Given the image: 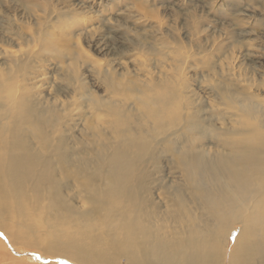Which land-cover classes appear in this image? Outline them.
Here are the masks:
<instances>
[{"label": "bare ground", "instance_id": "1", "mask_svg": "<svg viewBox=\"0 0 264 264\" xmlns=\"http://www.w3.org/2000/svg\"><path fill=\"white\" fill-rule=\"evenodd\" d=\"M52 40L39 39L37 57ZM29 51L0 49V249L20 242L76 264H264V81L251 89L217 73L223 80L205 82L211 95L201 97L184 81L148 94L134 78L100 76L105 98L87 93L70 65L65 77L81 94L65 100L57 85L43 96V66ZM79 95L94 120L77 151ZM165 153L180 178L160 184L158 201L148 178ZM9 258L1 250L0 264Z\"/></svg>", "mask_w": 264, "mask_h": 264}, {"label": "rangeland", "instance_id": "2", "mask_svg": "<svg viewBox=\"0 0 264 264\" xmlns=\"http://www.w3.org/2000/svg\"><path fill=\"white\" fill-rule=\"evenodd\" d=\"M57 7L63 11L58 12ZM49 10H54L55 14L50 15ZM61 15L65 18L61 19ZM53 21L58 23L53 24ZM44 33L52 36L45 38ZM0 38V49H8L19 56L21 51L31 48L32 52H29L36 57L32 66L38 69L43 66L39 69L42 76L37 78L43 79L44 83L38 84L43 96L51 85H57L65 100L81 94L80 90L73 92V86L65 77L70 67L86 81H81V86L87 93L92 91L105 98L109 97L108 90L102 81V84L99 82L100 76L117 77L120 74L119 78H134L137 83H145L147 93L151 88L160 90V81L173 84L174 89L184 81L189 94L197 93L196 96L201 97L211 95L206 94V84L218 83L223 80L222 75L228 77V72L235 73L237 78L248 79L250 84H244L249 88L251 84L257 88L264 81V0H0ZM52 38L54 41L47 44L52 46L48 50L50 54L43 59L37 57L33 50H38L39 39L51 41ZM0 63L5 64V55L0 56ZM28 71H32L30 65ZM80 97V109L72 111L73 119L79 123L74 129L79 139L73 138V149L77 151L85 147L81 141L85 121L90 124L94 120L88 97ZM112 100L122 99L116 95ZM128 104L135 105L133 101ZM135 106L139 110V106ZM205 112L203 117H210V112ZM102 122L97 120V124ZM208 140L209 137L204 139L205 145ZM172 162L173 156L165 153L158 160L159 168H150L153 174L149 175L148 181L152 180L155 200L163 192L160 184L169 183V178H180L172 169ZM74 190L78 191V187L73 186V192H69L70 200L73 194V203L78 206L82 201H77ZM12 246L11 249H0V256L3 250L11 257L4 264H63L60 263L63 258L43 249L20 242ZM63 260L67 262L65 264H76L69 259Z\"/></svg>", "mask_w": 264, "mask_h": 264}]
</instances>
